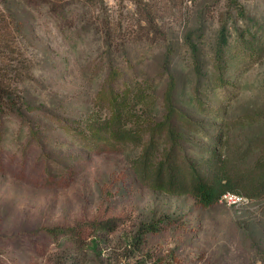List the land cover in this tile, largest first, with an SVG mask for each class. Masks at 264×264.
I'll list each match as a JSON object with an SVG mask.
<instances>
[{
    "label": "rangeland",
    "instance_id": "rangeland-1",
    "mask_svg": "<svg viewBox=\"0 0 264 264\" xmlns=\"http://www.w3.org/2000/svg\"><path fill=\"white\" fill-rule=\"evenodd\" d=\"M227 2L68 0L53 9V0H11L8 10L20 23L16 29L11 22L0 44L14 58L11 50L23 40L22 67L33 69L21 91L41 110L17 117L0 109V264H153L148 253L174 254L173 264H264V199L202 206L188 195L151 190L132 173L134 152L89 150L71 134L76 121L98 113L95 93L110 66L121 70L116 87L133 77L152 81L158 94L169 72L176 105L202 127L188 150L206 159L209 137L223 124L229 133L221 136L222 152L237 149L244 165L253 164L256 156L241 146L264 135V0H240L243 15ZM223 23L229 83L219 87L214 62ZM186 38L198 48L200 78ZM112 215L121 218L118 229L96 232L91 221ZM170 217L174 225L125 256L140 221ZM53 227L62 230L46 229ZM76 231L89 246L78 247Z\"/></svg>",
    "mask_w": 264,
    "mask_h": 264
},
{
    "label": "trees",
    "instance_id": "trees-1",
    "mask_svg": "<svg viewBox=\"0 0 264 264\" xmlns=\"http://www.w3.org/2000/svg\"><path fill=\"white\" fill-rule=\"evenodd\" d=\"M53 1V9H61L59 3L63 4L68 0ZM77 1L94 6L101 0ZM10 3L11 0H0V42L8 34L11 22L16 29L20 23L14 17V11L8 10V7L11 8ZM227 6L237 9L242 15L244 13L240 0H228ZM226 29V24L223 23L219 29L218 48L215 52L214 83L219 87L229 83L225 76L229 65V35ZM154 32H157L156 28ZM23 44L21 39L17 50H11L18 55L14 58H7V52L2 50L6 46L0 44V109L6 108L17 117H21L26 111L41 110L40 107L32 105L21 91V81L29 78L33 69L28 64L22 67L20 56L24 53ZM185 44L190 52L192 72L200 78L203 71L196 43L186 38ZM6 68L13 72L11 76L2 71ZM120 77V68L110 66L103 83L95 93L94 103L98 113L76 121L77 129L75 127L71 132L79 143H83L89 150L113 149L134 152L129 162L139 183L167 195L194 197L202 206L216 203L225 192L236 193L249 199H264V135L245 139L241 149L248 151L247 154H254L256 159L253 164L244 165L242 158L235 155L237 149L222 152L224 145L220 139L222 135H228L229 127L219 125L216 127V133L209 137L208 148L204 152L207 154L206 159L198 158L192 154L196 150H188L186 142L194 140L190 137L195 136L202 127L200 122L193 120L176 105L177 82L174 75L167 73V81L160 94L152 81L133 77L128 82L122 81V86L116 87ZM256 139L259 140L255 141ZM1 141L2 131L0 143ZM204 162L213 164L205 167ZM54 170L51 172L50 168L46 169L49 177L54 175ZM176 220L170 217L149 222L140 221L128 240L129 245L133 247L132 253L128 251L125 256L132 257L135 249L146 246L149 234H161L162 230L164 233L167 231L166 227L174 225ZM120 223L121 218L117 215L99 217L91 221L96 232L103 230L109 234L114 233ZM46 229L50 233L62 230L60 227ZM73 230L74 227L71 228V231ZM73 237L78 247L85 244L89 246L78 231ZM171 252L174 253V250ZM145 257L152 259L153 264H173V258L177 259L174 254L164 258L148 253Z\"/></svg>",
    "mask_w": 264,
    "mask_h": 264
},
{
    "label": "built area",
    "instance_id": "built-area-1",
    "mask_svg": "<svg viewBox=\"0 0 264 264\" xmlns=\"http://www.w3.org/2000/svg\"><path fill=\"white\" fill-rule=\"evenodd\" d=\"M220 200L228 204H244L248 201L244 196L232 192H225Z\"/></svg>",
    "mask_w": 264,
    "mask_h": 264
}]
</instances>
